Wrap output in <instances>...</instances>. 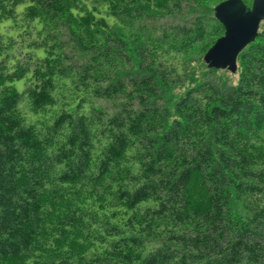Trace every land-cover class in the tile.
Here are the masks:
<instances>
[{
	"label": "trees",
	"instance_id": "trees-1",
	"mask_svg": "<svg viewBox=\"0 0 264 264\" xmlns=\"http://www.w3.org/2000/svg\"><path fill=\"white\" fill-rule=\"evenodd\" d=\"M222 1L0 0V264H264V21L172 97Z\"/></svg>",
	"mask_w": 264,
	"mask_h": 264
},
{
	"label": "water",
	"instance_id": "water-1",
	"mask_svg": "<svg viewBox=\"0 0 264 264\" xmlns=\"http://www.w3.org/2000/svg\"><path fill=\"white\" fill-rule=\"evenodd\" d=\"M215 17L225 28L207 51L204 61L209 68L236 72L240 53L258 36L264 21V0H253L249 6L244 0H225L215 7Z\"/></svg>",
	"mask_w": 264,
	"mask_h": 264
},
{
	"label": "rangeland",
	"instance_id": "rangeland-1",
	"mask_svg": "<svg viewBox=\"0 0 264 264\" xmlns=\"http://www.w3.org/2000/svg\"><path fill=\"white\" fill-rule=\"evenodd\" d=\"M195 60H197V59H195ZM192 68H193V70H195L193 78L191 80H189L184 87H181V88H178V89H175L174 91H172V97L174 100L177 99L180 95H182L190 86L194 85V83L199 78H202L208 69L207 64L204 62V60L198 61V62L193 61ZM220 73L223 76L232 79L234 82H237V80H238V73L232 74L227 70H221ZM15 85L20 92H22L24 90V81H17V82H15ZM24 110L26 111V109H24Z\"/></svg>",
	"mask_w": 264,
	"mask_h": 264
}]
</instances>
